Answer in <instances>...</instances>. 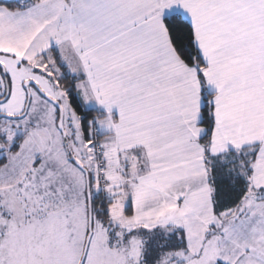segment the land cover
<instances>
[{
    "label": "snow or ice",
    "instance_id": "snow-or-ice-1",
    "mask_svg": "<svg viewBox=\"0 0 264 264\" xmlns=\"http://www.w3.org/2000/svg\"><path fill=\"white\" fill-rule=\"evenodd\" d=\"M0 264H264V0H0Z\"/></svg>",
    "mask_w": 264,
    "mask_h": 264
}]
</instances>
